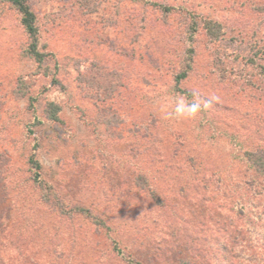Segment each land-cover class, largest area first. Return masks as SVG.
<instances>
[{"label":"rangeland","instance_id":"374dc122","mask_svg":"<svg viewBox=\"0 0 264 264\" xmlns=\"http://www.w3.org/2000/svg\"><path fill=\"white\" fill-rule=\"evenodd\" d=\"M27 1L40 62L0 0L2 263L185 257L166 235L181 225L165 227L169 211L156 201L192 219L223 216L215 188L230 196L249 179L236 158L264 148V0ZM192 91L218 99L194 119L167 118ZM193 176L210 179L213 197L188 191ZM156 244L171 251L158 256Z\"/></svg>","mask_w":264,"mask_h":264},{"label":"trees","instance_id":"16d2710c","mask_svg":"<svg viewBox=\"0 0 264 264\" xmlns=\"http://www.w3.org/2000/svg\"><path fill=\"white\" fill-rule=\"evenodd\" d=\"M5 1L9 2L20 15L21 25L30 41L28 53L37 62L42 61L45 54L37 49L35 14L31 10L28 1ZM207 28L211 30L213 25H209ZM186 74V71L178 74L175 83L178 84L181 79L186 77ZM186 95L189 96V94ZM51 114L54 118L56 117L55 111H51ZM236 159H244L245 162H243L250 170L249 179H242L240 182L235 183V190L232 191L230 196L226 189L215 188L217 191H221L222 196H224V202L220 208L228 210V214L218 216L210 212L192 219L184 216L182 210L179 212L176 204H169L162 198L157 199L156 203L161 206L160 210L169 211V213H166L168 215H164L165 227L169 229L172 224L179 223L182 228L166 234L175 239L173 246L180 244L184 248L183 251L185 250L186 255L171 264H194L192 259L208 264H264V209L260 212L257 209L259 206L264 208V191L260 194L264 190V148H255V151L252 152L246 150ZM29 161L31 166L39 167L33 155L29 158ZM38 177L37 175L35 181L39 180ZM209 181L210 179L202 176H193V183L189 187H185L189 192L196 188H199L200 191L202 189L204 195L207 193L210 195L209 197H213V194L208 191ZM253 196H256V198L252 199ZM260 196H263V198H259ZM197 200H200V198ZM207 200L212 201L208 196H204V201L207 202ZM76 210V213L81 215L90 214L83 207H77ZM60 214L57 211V215L61 218ZM93 219L95 221V217ZM155 249L158 250V256H165L169 253L168 250L171 251V249H168L164 252V248L160 249L157 244ZM5 252L6 250L0 251L1 258L6 256ZM162 252L163 254H161ZM125 257L130 264H141L132 255L125 254ZM2 262L0 259V264H4Z\"/></svg>","mask_w":264,"mask_h":264},{"label":"clouds","instance_id":"9594fccd","mask_svg":"<svg viewBox=\"0 0 264 264\" xmlns=\"http://www.w3.org/2000/svg\"><path fill=\"white\" fill-rule=\"evenodd\" d=\"M216 99L218 98L214 96L205 99L198 91H192L191 98L181 95L175 99L171 111L167 113V118L194 119Z\"/></svg>","mask_w":264,"mask_h":264}]
</instances>
